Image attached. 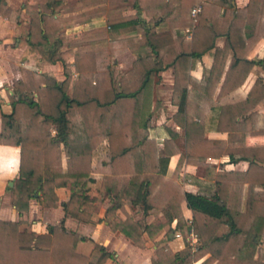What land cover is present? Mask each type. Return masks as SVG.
Listing matches in <instances>:
<instances>
[{
  "label": "trees",
  "instance_id": "trees-1",
  "mask_svg": "<svg viewBox=\"0 0 264 264\" xmlns=\"http://www.w3.org/2000/svg\"><path fill=\"white\" fill-rule=\"evenodd\" d=\"M104 1L73 0L69 5L77 8ZM108 2L103 10L102 36L91 41L90 47L67 41L63 28L77 16L87 17L86 10L63 14L68 6L63 0L23 2L28 14L27 48L46 61L59 60L63 77L57 79L20 66L19 75L11 79V88L6 91L9 108H0V142L17 145L19 153L17 174L6 185L9 202L19 212L27 209L30 197L53 206L58 198L55 188L67 186L63 210L87 220L93 209L87 181L93 179L90 173L100 172V193L110 200L103 219L133 241H138V222L128 215L122 220L112 219L114 208L123 199L138 203L143 210L162 208L168 219L176 218L178 226L183 225L179 202L185 201L196 239L192 250L185 241L184 247L173 253L174 264L190 262L206 251L207 259L214 258L213 264H264L259 243L264 233V166L260 163L264 162V144L247 145L242 140L244 123L257 124L259 113L252 107L264 95V80L256 76L245 92H233L251 66L261 63L259 58L246 57L245 52L257 37L264 36V0H247L242 22L235 20L237 9L232 0ZM129 4L135 11L121 13ZM195 4L199 9L191 14ZM9 11L0 0V14L7 16ZM180 26H190L189 34H182ZM125 32L129 34L115 39L105 36ZM220 34L223 42L215 45L214 37ZM123 47L134 53L126 67L117 66L115 61V54ZM206 51L212 57L206 74L199 78L190 75L192 60ZM167 65L173 68L171 98L180 91L175 114L178 124L190 126L179 117L185 118L191 104L201 107L203 128L226 130L231 158L248 160L242 171L215 174L217 189L210 196L184 190L175 169L165 173L167 152L158 154L154 137L147 133L153 75ZM236 114L240 118H235ZM261 118L257 130L264 132L263 114ZM166 128L172 139L177 133ZM103 139L104 150L92 161L93 148ZM190 142L184 141L182 153L186 158L191 147H204L208 152L219 147L210 138ZM244 183L246 197L241 207ZM20 222L0 218V264L89 262L87 255L74 247L83 235L61 220L38 232ZM92 248L97 262L112 256L100 243L94 242ZM112 264L120 263L113 260Z\"/></svg>",
  "mask_w": 264,
  "mask_h": 264
},
{
  "label": "crops",
  "instance_id": "crops-1",
  "mask_svg": "<svg viewBox=\"0 0 264 264\" xmlns=\"http://www.w3.org/2000/svg\"><path fill=\"white\" fill-rule=\"evenodd\" d=\"M9 8V14L2 16L0 14V96L2 102L0 108L7 110L6 91L11 88V79L19 75L20 66H27L44 71L60 79L63 77L61 64L59 60L49 62L39 58L38 53L27 48L25 37L28 26V14L25 12L23 2L25 0H4ZM68 6L62 10L63 14L79 13L86 10L89 14L87 17L80 18L77 16L72 22L64 25L66 39L71 41L69 37L73 35L74 41L81 40L80 36L86 32L84 39L95 40L102 36L103 19L105 18L104 8L110 4L107 1L86 4L83 7L72 8L73 0H63ZM237 9L235 20L242 22L244 17L243 8L247 0H232ZM121 13H131L135 11L131 4L121 8ZM141 16L147 18L143 11ZM83 30V31H82ZM178 30L188 35L190 26H180ZM129 32L105 35L109 39H115L128 35ZM223 35L214 37V44L221 45ZM91 42V41H90ZM245 56L254 59H261L255 62L243 81L235 92H245L256 76H261L264 80V36L257 37L245 52ZM121 57V58H120ZM134 53L127 47H123L115 54L116 65L126 67L129 65ZM211 53L206 51L200 56L195 57L189 68L188 73L196 78L206 74L211 63ZM68 60H72V55L68 56ZM38 65V66H35ZM72 68V66H71ZM217 83L213 96H215L222 79ZM151 86V102L149 126L147 127L148 135L154 137L157 146V153L164 154L167 152V163L165 173L170 174L173 169L176 170V179L182 188L194 193H201L210 196L217 189V183L214 175L221 170L242 171L247 167L248 160L246 158H231L228 153V145L225 143L227 131L224 129H204L203 112L201 107L193 104L190 105L188 113L180 120L190 123V126H181L176 119V111L179 107L178 98L180 91H176L174 99L171 98L173 88V68L167 65L159 69L153 75ZM189 83L185 85L186 90ZM259 115L256 116L257 124L250 125L249 121L244 123L242 131V140L245 144H264V132L257 130L262 122L261 115H264V95L260 97L254 104ZM235 118H240V114H236ZM249 125L251 127H249ZM175 130V136L169 138L167 128ZM210 138L214 140L219 147L214 152H208L204 147L190 148L188 158L182 153L184 149V141L188 140L189 144L192 139ZM238 140H236V143ZM106 140L93 148L92 161H94L104 150ZM207 151V152H206ZM18 146L11 143L0 142V218L21 219L20 225L25 226L33 232L44 231L46 225L62 221L66 227L76 230L83 235L82 239L75 242V249L87 255L88 261L85 264H112L113 260H117L120 264H174L172 262L173 253H176L184 247L187 241L190 249L194 248L195 234L190 229L191 210L184 200L179 202V208L183 217V225L175 224L176 218H167L162 208L149 207L145 210L138 203H133L128 199H123L120 206L114 208L112 219L122 220L126 215L136 220L140 228L136 229L135 239L133 241L127 237L119 228H111L103 219L104 209L109 204V196L100 193V172H92L90 175L92 180L87 181V192L92 197L93 209L91 210L87 220H80L65 212L62 208V202L66 199L69 188L67 186H57V204L53 206H45L40 204L36 198L30 197L26 210L17 211L9 202V191L6 188L8 180H11L17 174L18 167ZM204 156V157H203ZM207 162L208 165L203 164ZM264 166V162H260ZM176 167V168H175ZM246 197V183L243 184V193L241 195V207L244 205ZM100 243L106 250L110 251L112 256L106 257L101 262H97L96 253L93 251V243ZM260 245L263 248L264 260V233L260 236ZM208 251L204 252L197 258L185 264H213L214 258H206Z\"/></svg>",
  "mask_w": 264,
  "mask_h": 264
},
{
  "label": "rangeland",
  "instance_id": "rangeland-1",
  "mask_svg": "<svg viewBox=\"0 0 264 264\" xmlns=\"http://www.w3.org/2000/svg\"><path fill=\"white\" fill-rule=\"evenodd\" d=\"M83 31V30H82ZM98 33H100V32H102V30H98L97 31ZM87 35H81L80 36V38H81V40H79V41H77V42H79V44H81L82 46H85V47H90V46H92L93 44L90 42V41H92V40H88V39H84L83 40V38L84 37H86ZM73 37V35H71L70 37H69V39L71 40L70 42H72L74 39H76V38H74ZM67 41H69V40H67ZM74 42H76V41H74ZM62 47H64V44L62 45ZM121 58V57H120ZM61 64V63H60ZM35 66H38V65H35ZM154 77V76H153ZM152 86V85H151Z\"/></svg>",
  "mask_w": 264,
  "mask_h": 264
},
{
  "label": "built area",
  "instance_id": "built-area-1",
  "mask_svg": "<svg viewBox=\"0 0 264 264\" xmlns=\"http://www.w3.org/2000/svg\"><path fill=\"white\" fill-rule=\"evenodd\" d=\"M199 9V5L195 4L190 8V13L194 14Z\"/></svg>",
  "mask_w": 264,
  "mask_h": 264
},
{
  "label": "water",
  "instance_id": "water-1",
  "mask_svg": "<svg viewBox=\"0 0 264 264\" xmlns=\"http://www.w3.org/2000/svg\"><path fill=\"white\" fill-rule=\"evenodd\" d=\"M8 184H11V180H8Z\"/></svg>",
  "mask_w": 264,
  "mask_h": 264
}]
</instances>
